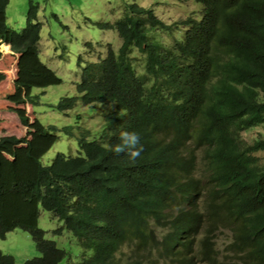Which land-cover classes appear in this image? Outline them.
<instances>
[{"label": "trees", "instance_id": "trees-1", "mask_svg": "<svg viewBox=\"0 0 264 264\" xmlns=\"http://www.w3.org/2000/svg\"><path fill=\"white\" fill-rule=\"evenodd\" d=\"M178 1L198 4L199 19L166 25L125 4L118 21L98 23L121 43L96 62L78 58V96L57 108L98 105L104 130L92 140L81 132L77 155L56 153L43 165L55 127L25 106L38 103L32 89L62 80L39 58L38 4L28 1L17 32L6 25L9 0H0V46H9L0 50V110L25 129L0 136V239L14 229L30 235L38 255L24 264L67 256L37 226L40 209L77 241V264H264V166L254 155L264 139L242 138L264 124V0ZM177 25L170 44L159 40ZM131 51L143 58L140 72ZM122 131L140 136L134 163L112 151ZM220 228L231 232L222 250L212 242ZM0 264L14 260L0 251Z\"/></svg>", "mask_w": 264, "mask_h": 264}, {"label": "rangeland", "instance_id": "rangeland-1", "mask_svg": "<svg viewBox=\"0 0 264 264\" xmlns=\"http://www.w3.org/2000/svg\"><path fill=\"white\" fill-rule=\"evenodd\" d=\"M28 1L9 0L5 8V18L6 25L10 29L18 32L23 28ZM31 1L38 4L37 21L41 23L38 41L39 58L62 80L59 85L48 86L44 89H32V95L38 96V103L31 106L32 109L29 105L25 106L26 114H34V117L45 128L55 127L53 133L57 135V140L41 158L43 165H48L56 153H62L65 156L77 155V137L81 132L86 134L87 140H92L101 136L104 130V119L98 113V105L83 106L77 100L72 109L62 112L57 108L60 98L78 96L74 87L79 79L78 58L81 57L82 61L85 62H96L105 56L109 47L116 51L121 43L114 30L99 29L98 23H115L118 21L125 4H137L139 7L153 10L157 18L166 25L178 23L190 15L197 21L200 9L196 3L191 1L182 3L178 0ZM177 26L176 28L172 26L168 32L161 30L157 34L159 40L165 44H170L172 42L170 36L177 37L180 33V25ZM88 43L91 45L87 46ZM129 55H131L134 66L140 72L143 58L137 51H131ZM7 75L11 77L12 72H7ZM0 121L7 126L0 131V136L23 135L25 129L20 127L14 114L0 110ZM48 130L52 132V130ZM242 138L247 143L264 139V124L246 130L242 133ZM254 155L259 159V163L264 166V151H258ZM37 226L44 231L45 239L54 241L59 248L66 251L69 259L66 256L62 261L63 264L70 262L77 264L81 254L80 248L70 233L57 231L61 223L48 212L40 209ZM161 231L163 232L164 229ZM223 231L216 237L215 247L219 250L223 249L224 244L228 242V236L231 234L228 230ZM158 232H160L159 229ZM198 236L194 242L196 250L199 248L197 244L203 236L202 231ZM0 251L12 256L14 264H24L26 260L38 255L30 235L21 229H14L6 233L3 239H0ZM127 252L128 248L123 247L121 249L122 255H118L124 259Z\"/></svg>", "mask_w": 264, "mask_h": 264}, {"label": "clouds", "instance_id": "clouds-1", "mask_svg": "<svg viewBox=\"0 0 264 264\" xmlns=\"http://www.w3.org/2000/svg\"><path fill=\"white\" fill-rule=\"evenodd\" d=\"M5 45V44H4ZM8 46V45H7ZM9 47V46H8ZM9 52V51H8ZM120 142L113 146L112 151L116 154H125L129 162L134 163L139 157L143 150V145L140 143V136L136 132L122 131L119 137ZM223 230H228L226 228H220L214 233L212 242L215 246L216 237L224 232ZM229 231V230H228ZM230 232V231H229ZM231 233V232H230ZM199 237V236H197ZM231 242V234L228 236V242L224 244V247Z\"/></svg>", "mask_w": 264, "mask_h": 264}, {"label": "bare ground", "instance_id": "bare-ground-1", "mask_svg": "<svg viewBox=\"0 0 264 264\" xmlns=\"http://www.w3.org/2000/svg\"><path fill=\"white\" fill-rule=\"evenodd\" d=\"M2 48V49H1ZM4 48V49H3ZM0 50H3V51H7L8 50V46L7 45H1L0 46Z\"/></svg>", "mask_w": 264, "mask_h": 264}]
</instances>
